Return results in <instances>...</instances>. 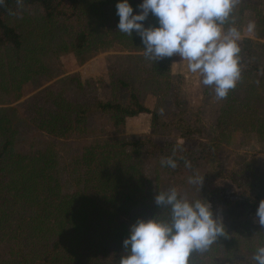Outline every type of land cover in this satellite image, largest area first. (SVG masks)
Wrapping results in <instances>:
<instances>
[{"label":"trees","instance_id":"obj_1","mask_svg":"<svg viewBox=\"0 0 264 264\" xmlns=\"http://www.w3.org/2000/svg\"><path fill=\"white\" fill-rule=\"evenodd\" d=\"M140 2L130 0L134 11ZM116 3L4 0L0 4V102L5 98L8 106L18 101L27 85L49 74L52 58L92 56L120 48L136 53L131 57L134 62L145 60L138 54L144 49L141 38L117 29ZM247 17L254 20L256 39L239 41L241 77L224 98L210 131L182 110L167 117L141 100L135 85L138 79L163 97L175 87L171 58L155 61L147 56V79L142 68L110 74L109 99L80 103L59 93L43 106H32L29 121L19 117L15 107H0V264H120L127 254L123 240L130 226L140 218L170 214L154 201L163 192L161 175L174 188L189 189V199L202 197L212 206L223 199L216 181H230L242 191L236 200H224L229 214L238 207L229 222H223L224 235L208 250L191 253L189 264L253 262L255 249L264 245V226L248 218L264 199V179L252 171V181L238 178L224 168L220 155L223 143H229L234 133H253L264 144V0H238L224 26L241 28ZM144 23L158 21L150 15ZM173 95L172 103L182 109ZM141 114L150 116L152 133L165 142L144 135L95 141L61 162L51 143L25 135L32 128L52 139L83 136L92 116L103 115L118 126ZM173 129L178 136L170 138ZM196 138L201 141L191 149L190 142ZM170 156L177 161L175 169L160 163ZM185 160L191 167L185 166ZM149 162L155 167L153 178L147 175ZM193 175L202 180L200 188L189 183ZM237 250L246 251L242 258L235 257Z\"/></svg>","mask_w":264,"mask_h":264},{"label":"clouds","instance_id":"obj_2","mask_svg":"<svg viewBox=\"0 0 264 264\" xmlns=\"http://www.w3.org/2000/svg\"><path fill=\"white\" fill-rule=\"evenodd\" d=\"M3 2L0 0V4ZM237 3L238 0H141L139 10L134 11L130 0H117V29L129 35L135 32L145 55L155 61L178 55L187 61L191 73L202 77L204 85L214 88L218 99H224L242 72L240 30L224 27ZM150 15L158 23L145 26ZM253 27L249 24V31ZM160 163L177 167L171 156ZM185 166L191 167L190 162L185 160ZM189 183L200 188L202 180L193 175ZM154 201L170 214H156L133 223L123 240L127 254L121 257L120 264H189L191 253L208 250L224 235L222 218L205 198L189 199L173 187L158 192ZM256 217L264 226V199L259 202ZM251 259L254 264H264V245L255 249Z\"/></svg>","mask_w":264,"mask_h":264},{"label":"rangeland","instance_id":"obj_3","mask_svg":"<svg viewBox=\"0 0 264 264\" xmlns=\"http://www.w3.org/2000/svg\"><path fill=\"white\" fill-rule=\"evenodd\" d=\"M254 25V20L247 17L240 30V40L244 38L256 39L254 36V27L249 31L248 25ZM225 30H227V27ZM263 51H260V53ZM138 54L145 56V60L134 62L131 60L136 53L122 50L120 48L101 50L92 56L82 54L76 56L68 54L52 58L49 63V74L42 77L39 81L30 83L25 87L24 95L16 102L7 106L5 98L0 102V107H15L19 117L29 121L28 114L32 106H43L51 96L62 93L67 99L85 103L98 97L102 100L109 99L111 92V77L119 76L126 71H134L136 68H142V77L147 79L148 60L146 59L145 49H141ZM130 56V57H129ZM171 58L170 69L174 86L167 92L165 97L152 93V88L147 87L140 79L136 80L135 85L139 90L141 100L150 109L158 108L167 117L178 113L179 110L185 112L188 117L199 118L206 131L213 129L224 99L216 97L214 88L202 83V77L199 74L191 73L187 67V61L181 60L178 55ZM142 78V79H143ZM242 89V87H241ZM240 89V90H241ZM238 90L239 97H242V91ZM179 98L182 109L175 107L172 103L173 97ZM25 135L31 138H38L42 142L51 143L59 152L61 162H66L73 156L80 154L85 146L95 141H110L120 137L147 136L160 143L165 142V138L157 137L151 131L150 116L141 114L137 117L126 118L122 125H113L108 117L92 116L88 123V132L83 136H70L66 139L51 138L48 135L41 134L35 129L30 128ZM178 136L177 129L170 131V138ZM160 138V139H158ZM201 139H193L190 142V148L195 149ZM21 149L23 147L21 146ZM224 168L240 179L251 180L252 174L264 179V144L260 142L253 133H234L229 143L222 145L220 151ZM147 175L154 177L155 167L149 162L147 164ZM253 173H252V172ZM160 188L167 191L173 188L172 183L164 175L160 177ZM244 182V181H243ZM223 192V199L218 198L213 203V209L222 218V222H229L232 212H237L236 208L225 210V199L236 200L241 194V190L230 181L218 180L215 183ZM186 188V187H185ZM182 196H187L189 189L176 188ZM255 225H260L256 217V210L248 218ZM244 220V219H243ZM246 251L237 250V258H242ZM239 264H254V262H242Z\"/></svg>","mask_w":264,"mask_h":264}]
</instances>
